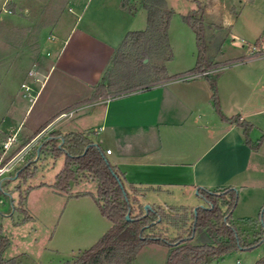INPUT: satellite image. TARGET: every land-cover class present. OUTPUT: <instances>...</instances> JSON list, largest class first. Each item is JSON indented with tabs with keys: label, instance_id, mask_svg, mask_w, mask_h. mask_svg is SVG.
I'll return each mask as SVG.
<instances>
[{
	"label": "crops",
	"instance_id": "crops-1",
	"mask_svg": "<svg viewBox=\"0 0 264 264\" xmlns=\"http://www.w3.org/2000/svg\"><path fill=\"white\" fill-rule=\"evenodd\" d=\"M84 1L86 25L70 53L80 60V66L73 67L77 73L67 72L65 65L70 66L71 61L65 60L64 71L49 85L50 70L56 66L51 64L47 72L36 70L35 84L39 85L23 113L24 119L37 97L34 105L40 104L34 117L27 120L30 124L25 127L20 120L13 125L2 119L0 131H16L18 137L46 126L51 131L90 132L105 154L110 150L106 157L124 174L127 183L151 188L143 197L144 203L167 210H188L197 198L204 205L195 194L198 187H233L238 201L232 214L238 211V219L252 218L264 204V144L257 151L250 149L243 143L240 128L219 118L210 100V86L203 77L170 79L146 89L91 99L93 87L110 67L125 34L146 28V10L139 3L131 6V0L126 7L121 6V0ZM241 53L249 52L246 48ZM245 59L217 75V91L223 114H239L255 126L252 135L258 137L264 133V90L256 85L264 82V57ZM173 61L165 62L166 75L190 70L171 69ZM59 88L64 89V98L50 101ZM72 106L86 109L67 121L59 120V115Z\"/></svg>",
	"mask_w": 264,
	"mask_h": 264
},
{
	"label": "rangeland",
	"instance_id": "rangeland-1",
	"mask_svg": "<svg viewBox=\"0 0 264 264\" xmlns=\"http://www.w3.org/2000/svg\"><path fill=\"white\" fill-rule=\"evenodd\" d=\"M75 2L77 1L0 0V121L4 119L7 123L9 121L16 125L21 120L25 127L30 124L27 120L30 121L34 117L40 104L34 105L37 97L32 103L30 113L28 112L24 119L23 113L26 105L31 103L27 94L33 96L35 88L39 85V82L35 84L36 70L45 69L47 72L51 64L56 66L54 70L53 68L50 70L49 85L54 76L61 73V70L64 71L62 63L65 60L67 63L71 61L70 66L65 65L67 72L77 73L73 67L78 68L80 60L70 53L80 41L86 18L83 17V0H78L77 4ZM166 2L168 8L174 12L173 18L171 17L172 25L170 26V20L167 31L172 51L170 60L174 59L170 65L171 69L186 67L192 69L195 65L197 53L195 34L182 20V15L192 9H200L207 52L219 62L217 64L230 68L246 62L245 58L252 56L250 53L244 55L241 51L246 48L249 51L251 45L264 40V0H166ZM137 3V0H131V6L134 7ZM144 62H148V59ZM149 62L158 65L162 63L155 55L150 57ZM134 69L130 68L131 71ZM153 77L133 75L129 78L132 83L144 87L150 84ZM21 83L26 84L29 90L21 87ZM262 84L256 85V88L262 87L264 90V82ZM64 94L63 88L55 89L50 101L62 100ZM262 95L264 99V92ZM74 107L64 111L72 110ZM85 109L84 106L80 110H74L72 115L61 117L59 120L67 121L68 118L76 116L75 113L81 110L84 112ZM43 125L45 124L41 126ZM254 130L251 137L256 140L260 135L253 137ZM50 132L52 131L48 129L43 139H46ZM31 133L29 130L27 135H20L17 148L6 152L2 157H9L28 142L35 135ZM5 135L0 131V143ZM43 139L25 154L23 161L18 162L10 173V176L15 173L36 149L30 166L33 175L25 180L16 177L4 185L8 197L3 199V203L0 202V232L8 238L9 245L3 253V258H15L17 264H72L79 252L92 246L109 229L111 223L101 215L92 196L69 197L53 190L49 183L55 180L64 161L62 156L51 158L47 154L37 155V147L43 143L45 140ZM1 154L0 146V156ZM79 179L76 185L70 186L69 194L82 193L83 190L95 193L96 181L84 177ZM3 180L6 179L0 180V184ZM40 182L45 184L35 186ZM17 185L19 189L16 188ZM142 190L143 188L139 187L138 194ZM20 193L25 196L22 203L19 199ZM138 202H144L143 198H139ZM197 202L198 206H204L197 198L191 209L176 208L173 216L166 218L162 226L157 227L156 232L169 238L187 236L192 221L191 210L194 212V208L198 207ZM260 209L254 212V216L251 215L253 219L258 216ZM236 215L238 211L232 214V218L241 231L244 230L245 233L257 230L258 226L243 223ZM168 250L164 244L144 245L131 264H166ZM262 254L264 255V242L253 249L232 251L219 261L208 260L207 264H251L257 258H261Z\"/></svg>",
	"mask_w": 264,
	"mask_h": 264
},
{
	"label": "trees",
	"instance_id": "trees-1",
	"mask_svg": "<svg viewBox=\"0 0 264 264\" xmlns=\"http://www.w3.org/2000/svg\"><path fill=\"white\" fill-rule=\"evenodd\" d=\"M137 1L139 6L146 10V28L125 34L113 55L110 67L104 72L101 81L93 87L91 99L106 94L115 96L146 89L182 74L201 73L217 65L207 52L202 16L200 9L196 8L182 15L183 22L195 34V65L186 72L166 75L165 62L172 58L167 31L174 12L167 7L165 0ZM127 4L129 0H121V6L126 7ZM153 55L161 60L160 65L149 62ZM145 59H148V62L145 63ZM132 67L135 69L131 71ZM133 75L154 77L150 79V84L143 87L131 82L129 77ZM201 77L208 81L210 100L219 118L240 128L243 143L252 150H259L264 144V133L253 140L251 132L255 126L251 122L242 119L239 114L229 117L223 114L217 91V76L206 74ZM41 129L42 127L34 134ZM40 153L51 158L64 156L62 168L56 174L55 180L49 183L56 193L67 194L69 197L84 194L92 196L101 215L111 223L109 229L92 246L79 252L72 264H131L138 251L151 243L168 247L166 264H200L203 260H220L238 249H253L264 242V206L256 218L241 219L243 223L258 226L257 230L244 233L232 218V211L238 201L237 190L233 187H198L197 194L203 200L204 206L197 207L195 212L191 210L192 221L188 235L169 238L156 230L166 218L172 217L177 209L172 207L165 210L150 206L145 214L144 202L138 200L151 188L143 187L138 194L139 186L127 183L124 174L111 164L102 147L90 136V132L54 130L43 141L38 155ZM35 154L36 149L10 177L14 174L23 180L31 177L33 171L30 166ZM82 177L96 181L95 193L83 191L69 194L70 186L76 185ZM10 181L11 179H6L0 184L2 199L8 197L4 185ZM43 184L45 183L39 185ZM16 188L19 189V185ZM19 199L22 203L25 196L20 193ZM126 214L129 219H126ZM8 245V238L0 232V264H17L15 258H3ZM254 264H264V255Z\"/></svg>",
	"mask_w": 264,
	"mask_h": 264
},
{
	"label": "built area",
	"instance_id": "built-area-1",
	"mask_svg": "<svg viewBox=\"0 0 264 264\" xmlns=\"http://www.w3.org/2000/svg\"><path fill=\"white\" fill-rule=\"evenodd\" d=\"M248 52L250 53V55L252 57L253 56H263L264 55V40L258 44L251 45ZM227 67H228L227 65L217 64V65L213 66L212 68H210L206 71H203L201 73H185V74H182L180 76H177L173 80H188V79H192L195 77H201L202 75H206V74L215 75L217 72H219V71H221ZM29 73H31V72H29ZM21 87H23L26 91L29 90V87L24 83L21 84ZM27 96H28L29 100L32 99L31 95L29 93L27 94ZM74 110H77V109H72L69 111L62 112L59 115V118L67 116V115L68 116L72 115ZM47 130H48V126L43 127L28 142L23 144L13 154H11L9 157L3 158L2 156L6 152L13 150L15 147L17 148V146H18L17 145L18 135H17L16 131L8 133L5 135V138L0 143L1 152H2V154L0 156V180L4 179L5 175L10 176V173L13 170L14 166L18 162L23 161L25 154L28 153V151H30L31 148L34 147L38 141L43 139ZM109 152H110V150H106V154Z\"/></svg>",
	"mask_w": 264,
	"mask_h": 264
},
{
	"label": "water",
	"instance_id": "water-1",
	"mask_svg": "<svg viewBox=\"0 0 264 264\" xmlns=\"http://www.w3.org/2000/svg\"><path fill=\"white\" fill-rule=\"evenodd\" d=\"M62 143V141H61ZM42 144H40L38 147H37V155L39 154V150L41 148ZM17 177V174H14V176L12 177H5V179H15ZM196 194H197V190H196ZM198 207H203V206H198ZM150 208V205L149 204H144V209H145V214L147 213L148 209ZM197 207L194 208V212L196 211ZM126 219H129V215L126 214Z\"/></svg>",
	"mask_w": 264,
	"mask_h": 264
}]
</instances>
